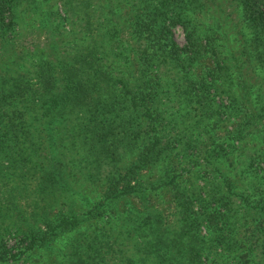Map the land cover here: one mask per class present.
<instances>
[{"label":"trees","instance_id":"obj_1","mask_svg":"<svg viewBox=\"0 0 264 264\" xmlns=\"http://www.w3.org/2000/svg\"><path fill=\"white\" fill-rule=\"evenodd\" d=\"M43 1L0 0V264L11 227L27 248L69 239L57 264H264V0H59L86 41L10 49L18 11ZM112 7L130 21L125 50L100 44ZM199 52L212 65L189 76ZM167 69L183 109L160 131L151 121L161 117L156 78ZM128 107L145 121L133 125V142L119 112ZM147 169L156 178L143 183ZM165 189L169 217L148 208L133 212V226L88 229L99 210L78 206L93 191L99 205Z\"/></svg>","mask_w":264,"mask_h":264},{"label":"rangeland","instance_id":"obj_2","mask_svg":"<svg viewBox=\"0 0 264 264\" xmlns=\"http://www.w3.org/2000/svg\"><path fill=\"white\" fill-rule=\"evenodd\" d=\"M95 0H91L93 3ZM44 4L39 10H20V18L18 19L16 25V44L14 47H10L16 51L19 48L20 44L28 48L32 52L37 54L46 51L47 45L54 46L56 43L61 42L62 44L67 43L69 38L73 43L74 38L83 41H86L84 37H80L81 33L79 31V25L76 18L73 16L71 10L72 7L65 10L59 0H46L43 1ZM74 4H77V0H73ZM23 4V2H21ZM20 3V4H21ZM19 4V5H20ZM21 8V5L19 6ZM90 6L77 7V14H82V11L89 12ZM116 19L115 22H112L111 29L105 33L103 36L100 35L101 41L100 44L108 42L112 45L113 51L115 50H125L124 48H119L125 46L126 42L131 41L128 39V30H129V20L126 19L127 14H123L121 9L118 7H112V14L110 15ZM74 19V20H73ZM70 20H73L72 22ZM210 22L209 19H205L204 23L198 26V29H201L205 23ZM172 31L174 40L180 45L184 44L185 33L183 31L182 25L176 19H171L168 21ZM100 30L106 26L104 23L101 25ZM99 28V27H98ZM99 33L96 35L98 37ZM15 36V34L13 35ZM199 45L202 47L205 43V39L202 35L198 38ZM133 43H137L134 42ZM126 60H130L131 56L129 55ZM34 57V55H33ZM115 58V57H113ZM118 59L123 61L122 55H118ZM211 58L203 55L202 52L198 53V56L193 58L192 63L188 66L190 74L196 77H200L208 74V69L211 67L212 62ZM132 60V59H131ZM133 61V60H132ZM164 66H159V69H162ZM173 75L167 69V72H161L157 78L156 82L160 87H163L158 91V103L159 109L162 110L161 117L151 121L154 124V128L163 130L162 124L169 123L172 121L171 113L180 112L182 105L177 103V91L172 88ZM185 82V81H184ZM215 98V97H214ZM118 112V111H117ZM127 121V128H132V132L129 133L133 142V125H135L138 120L141 125L145 123L143 118L138 116V113L133 114V109L128 107L126 110L122 109L119 111ZM143 120V121H141ZM139 124V123H138ZM137 145V144H136ZM128 151L125 154V160H129L133 157V144H129L127 147ZM196 159H200L198 152L195 153ZM106 172L105 166H102L100 169V175L103 176ZM156 175L153 172H150L149 169L144 170L140 179L145 182H151L154 180ZM11 184V181H10ZM84 190L87 188L82 184ZM144 190L140 194H128L120 196L119 198L113 199L107 204L95 205V201L99 200V194L96 191H93V194H87V202L82 201L81 198H78L80 203L78 206H83L82 210L93 206V210H99L96 213L95 217L90 218L88 222V229L97 228V226H104L105 229L110 228L109 226H133V212L139 215L147 213L148 208H156L159 212L164 214L167 218L169 217L168 209L171 207V200L168 190ZM41 202H39L40 204ZM85 203V204H84ZM92 204V205H91ZM77 206V207H78ZM54 210V209H53ZM35 218V217H34ZM29 220V218H28ZM31 220V219H30ZM32 225H40L39 221L30 222ZM69 239L66 240L65 237H60L54 241L49 246H39L36 248H27L26 240L24 235L19 230H14L12 227L8 232L5 233L2 239L4 256H6L7 262L1 264H57L59 260L68 256L69 249H66V245ZM259 253H255L253 258H257ZM248 262V261H247ZM246 264H250L247 263Z\"/></svg>","mask_w":264,"mask_h":264}]
</instances>
